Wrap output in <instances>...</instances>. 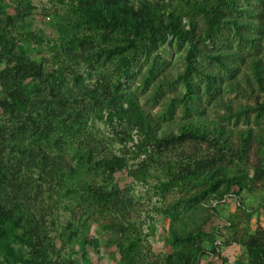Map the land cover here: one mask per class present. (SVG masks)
<instances>
[{
	"label": "trees",
	"instance_id": "16d2710c",
	"mask_svg": "<svg viewBox=\"0 0 264 264\" xmlns=\"http://www.w3.org/2000/svg\"><path fill=\"white\" fill-rule=\"evenodd\" d=\"M26 2L18 0L17 8ZM217 2L211 26L218 19V9L221 12L233 9L231 0ZM68 10L62 20L66 25H60L68 38L67 62H54L56 67L45 73L41 63L13 51L17 39L10 28L23 15L21 11L10 15L3 7L2 12L0 9L3 15L0 18V256L4 264H77L76 258L66 259L63 253L68 247L76 248L85 229L96 224L103 240L117 249L119 264H156L142 252L139 227L133 217L134 200L115 183L116 174L136 178L150 172L160 174L161 179L157 180L161 191L174 187L181 190L190 183L202 184L211 179L215 195L208 206L212 201L218 202V207L224 206L221 201L231 195L237 201V208H241L239 195L244 191L254 192L251 182L257 177L264 183V160L262 167H255L250 183L236 179L226 181L225 189L224 185L218 187L215 183L218 180H213L217 175L210 173L200 179L198 175L207 168L211 170L224 158L248 160L250 132L234 134L221 125H208L201 119L204 109L200 105L192 109L198 118L188 115L182 121H170L164 128L140 107L135 93L121 90L103 77L90 88L83 84L79 87L75 74L80 63L91 64L101 53L113 55L112 48L121 57L128 50L118 70L125 76L122 66L126 59L163 41L168 33L194 37L192 31L180 27L179 17L170 14L168 23L164 24L159 0H70ZM239 23L238 28L260 29L259 23L247 20ZM237 35L241 40L251 39L240 32ZM187 62L190 71L205 77L207 97L224 106L212 81L215 75L189 58ZM253 70L264 92V73L255 61ZM65 76L75 78V89L63 88ZM185 84L188 93L183 100L200 98L189 77L185 78ZM104 110L108 122L119 123L116 132L120 136L119 155L106 147L109 144L105 146L95 139L88 128L87 117ZM54 125L62 126L60 132H53ZM134 130L142 140L129 153L126 144L132 141ZM55 137L58 144L51 142ZM68 149L73 153L70 160L65 158ZM51 151L56 153L50 156ZM129 154L145 156L134 171L128 166ZM171 155L172 160L163 159ZM218 171L222 172L224 182V171ZM230 185L236 190L230 191ZM180 202L174 201L170 209L164 207L172 251L163 264H198L200 256L219 257L222 244L232 242L245 249L247 264H264V232L247 233L238 239L230 232L236 233L234 222L223 220V226L211 224L210 220L220 218L216 207H209L211 212L205 216H185L177 209ZM60 208L68 218L64 223L59 219L57 227L52 217ZM57 237L61 248L55 253ZM71 253L80 260L87 256L86 248L80 243Z\"/></svg>",
	"mask_w": 264,
	"mask_h": 264
},
{
	"label": "rangeland",
	"instance_id": "374dc122",
	"mask_svg": "<svg viewBox=\"0 0 264 264\" xmlns=\"http://www.w3.org/2000/svg\"><path fill=\"white\" fill-rule=\"evenodd\" d=\"M18 0H0V9L10 15H15L19 10L23 15L11 29L16 37L13 51H19L31 60H36L44 66L45 73L51 72L56 67L54 62L61 60L67 62V36L61 32V24L66 25L63 17L69 12L70 0H27L21 7L17 8ZM163 5V22L167 24V16L170 14L179 17L180 27L185 31H192L193 38H182L173 33H168L163 41L148 46L130 55L122 66L126 75L121 76L120 60L127 56L128 50L122 56L117 55L114 48L113 55L93 58L91 64L80 63L76 68V77L79 80V87L82 84L88 88L102 77L113 83L121 90H128L135 93L137 101L144 111L150 113L153 119L164 128L170 121H182L190 117L198 118L192 109L200 105L204 109V119L208 125L223 126L231 129L234 134L238 132H250V146L246 150L248 160L221 159L215 167L207 168V171L199 174L217 175L216 185L224 189L227 182L242 180L250 183L253 180L255 167H262L264 160V92L258 86L253 70V62H257L264 73V0H231L233 9L227 8L223 12L218 9V19L211 26L210 21L213 10L217 7V0H159ZM23 9V11H22ZM246 11H249V13ZM0 12V13H1ZM25 12V13H24ZM256 13V14H251ZM217 15V14H216ZM3 15H0L2 18ZM240 20L259 23L260 29L249 27L238 28ZM237 21V24L235 23ZM59 24V27L57 25ZM258 26V27H259ZM250 35V40H241L237 33ZM120 44V43H119ZM102 46L103 43H101ZM95 49L97 43L95 42ZM124 57V58H125ZM187 58L194 64L215 76L213 83L218 87L219 95L224 103L217 104L207 97L205 93V77L195 74L187 68ZM221 61L224 64H221ZM66 75V72H64ZM189 77L196 85V91L200 98H189L183 100L187 95L185 78ZM63 88L75 89V78L73 76L63 77ZM193 95V93H190ZM88 103H92L90 99ZM185 103L187 107H185ZM191 107V108H189ZM231 108L232 111H229ZM88 128L95 135V139L101 141L105 146L119 155L121 148L116 132L119 130L118 122L107 120V111L90 114L87 117ZM62 126H53V132H60ZM132 141L126 144L130 152L135 151V145L142 140L136 130L131 134ZM52 144L57 143V137L51 138ZM75 144V143H74ZM206 146H203L205 149ZM197 151V150H196ZM199 152V153H198ZM56 152L51 151L50 156ZM201 155V151H197ZM73 153L66 150L65 158L72 159ZM172 160V155L163 159ZM128 166L132 171L136 170L145 156L127 155ZM165 162L163 160L162 165ZM224 171V182L221 175ZM126 173V172H125ZM243 174V175H241ZM140 177V176H139ZM160 174L150 172L142 178L129 175L116 174L115 183L121 190L129 192L134 200L133 217L139 227L142 239V252L156 264H163L166 255L172 249L168 241V219L164 214V207L171 208L174 201H182L179 204V211L182 215L195 214L205 216L210 213L209 203L215 192L212 191L211 179L205 183H190L185 189L177 187L168 191H161ZM253 185L254 192H242L241 208L235 205L237 201L228 199L224 206H216L220 218L210 220L212 225H224V221L234 222L238 239L247 233L264 232V183L257 177ZM160 188H159V187ZM236 190L230 185V191ZM231 193V192H230ZM233 193V192H232ZM211 205V204H210ZM53 223L58 227L59 219L63 223L68 215L60 208L55 212ZM99 227L94 224L85 229L79 243L86 248V259L72 255L71 251L76 248L68 247L63 253L64 257L77 259V264H119L117 249L106 243L99 235ZM223 230V235H224ZM230 236V235H229ZM231 237V236H230ZM222 242L224 238L220 236ZM55 253L61 248L59 237L54 240ZM240 261L247 264L245 249L232 242L222 244L220 256L202 255L198 264H236ZM0 264H4L0 256Z\"/></svg>",
	"mask_w": 264,
	"mask_h": 264
},
{
	"label": "built area",
	"instance_id": "2783aa9c",
	"mask_svg": "<svg viewBox=\"0 0 264 264\" xmlns=\"http://www.w3.org/2000/svg\"><path fill=\"white\" fill-rule=\"evenodd\" d=\"M228 199H233V197L231 196V195H227V196H225V198L221 201V203H226L227 201H228ZM217 203L218 202H216V201H212L211 202V205L209 206V207H211V208H214V207H216L217 206Z\"/></svg>",
	"mask_w": 264,
	"mask_h": 264
}]
</instances>
